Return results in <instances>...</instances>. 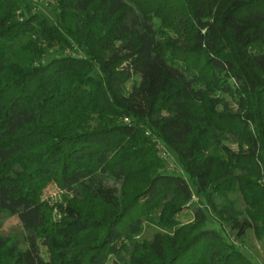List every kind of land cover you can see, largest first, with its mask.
<instances>
[{"label": "trees", "instance_id": "obj_1", "mask_svg": "<svg viewBox=\"0 0 264 264\" xmlns=\"http://www.w3.org/2000/svg\"><path fill=\"white\" fill-rule=\"evenodd\" d=\"M55 11L51 23L0 0V212L27 243L0 236V264H254L205 226L203 206L177 216L203 194L237 236L264 228V0H56ZM50 184L60 200L43 197ZM235 190L243 212L215 203ZM158 207L171 232L138 241Z\"/></svg>", "mask_w": 264, "mask_h": 264}, {"label": "rangeland", "instance_id": "obj_2", "mask_svg": "<svg viewBox=\"0 0 264 264\" xmlns=\"http://www.w3.org/2000/svg\"><path fill=\"white\" fill-rule=\"evenodd\" d=\"M30 3V6L46 16V18L51 22L56 21V0H26ZM155 26L161 28V22L159 19H155ZM68 53H73L67 51ZM77 53V52H76ZM80 53V52H78ZM61 49L55 45L47 50L44 59L45 61L50 60L55 56L61 55ZM97 72V71H96ZM226 101L230 106L235 108L234 101L225 96ZM95 122H92L94 124ZM225 143L231 148L236 149V143L226 140ZM161 148V147H160ZM164 160V170L168 172L180 173L181 169L177 162L176 156L168 149H166V157ZM264 184V182H263ZM61 190L57 188L54 184H50L44 191L43 197L52 200L61 199ZM231 200L234 203L236 209L244 211L245 203L239 191H230L226 197L215 196L214 201L217 205L224 204L226 201ZM203 206L206 211L207 220L205 226L207 228H213L218 230L222 236L228 241L232 242L243 254L246 255L254 264H264V228L260 234H255L252 228L247 229L243 236H237L236 230L231 229L230 225L226 224L224 221H220L219 215L214 213L211 208L206 203L205 196L194 195L191 203L185 208L178 216V220L182 223L192 220L193 211L195 207ZM160 212V207L154 209L150 213V217L153 219L152 222L142 219V230L135 236L138 241L143 239H150L155 232L167 231L171 232L168 228H160L156 224L157 216ZM241 217H245L242 213ZM25 230L17 218L16 215H10L5 212H0V236L7 239V246H13L18 250H23L27 247L25 241ZM43 251V250H42ZM44 255V252H42Z\"/></svg>", "mask_w": 264, "mask_h": 264}, {"label": "built area", "instance_id": "obj_3", "mask_svg": "<svg viewBox=\"0 0 264 264\" xmlns=\"http://www.w3.org/2000/svg\"><path fill=\"white\" fill-rule=\"evenodd\" d=\"M124 120L125 121H128V119L127 118H124ZM146 133H148V131L146 132ZM161 146H159V152H160V155L163 157V158H165L166 157V149L164 148V147H161Z\"/></svg>", "mask_w": 264, "mask_h": 264}]
</instances>
